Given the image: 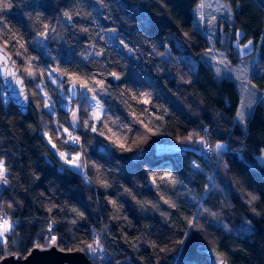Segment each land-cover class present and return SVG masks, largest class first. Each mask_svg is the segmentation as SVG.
<instances>
[{
  "label": "trees",
  "instance_id": "1",
  "mask_svg": "<svg viewBox=\"0 0 264 264\" xmlns=\"http://www.w3.org/2000/svg\"><path fill=\"white\" fill-rule=\"evenodd\" d=\"M200 1L7 0L0 42L17 62L29 105L21 115L0 84V161L9 183L0 216L15 223L0 259L25 257L55 235L64 250L99 242L101 253L87 256L93 264H207L200 244L228 264H264V164L256 158L264 106L258 102L245 124L236 120L235 84L218 79L203 56ZM223 1L233 30L255 41L263 73L252 79L264 91V0ZM230 58L239 61L236 52ZM66 81L80 91L74 130ZM65 129L78 134L76 145ZM174 143L192 146L156 155L157 145ZM60 152L78 156L81 167Z\"/></svg>",
  "mask_w": 264,
  "mask_h": 264
},
{
  "label": "rangeland",
  "instance_id": "2",
  "mask_svg": "<svg viewBox=\"0 0 264 264\" xmlns=\"http://www.w3.org/2000/svg\"><path fill=\"white\" fill-rule=\"evenodd\" d=\"M196 11L197 20L199 21L201 31L204 32L206 36V41L208 42L207 48L204 52V59L211 64L214 74H216V77L218 79H229L231 80L236 87L237 93L240 97L239 102V108L237 110V113L239 111H242L244 113V119L241 121V123H245L246 118H248V115L252 112L254 107L258 102L263 104L264 106V91L258 90V87H256V83L252 78L260 77L263 73V69L259 68L257 61H256V54L254 56L245 58V60H235V63H232L230 60L229 53L226 52L225 48L227 46H230L231 41L230 37L233 36L234 30H233V11L229 8L227 3L223 0H201ZM220 39V42L222 45H224L222 48L216 46V40ZM237 56V54H236ZM169 55L165 53L163 55L164 59H168ZM219 69V73L217 70ZM57 81V80H55ZM69 100V98H68ZM65 109L69 113V120L68 124L74 130L79 124H78V117H77V108L78 103L73 104L70 101H67L64 105ZM236 113V120L239 119ZM73 114H75V119ZM73 124L76 126L73 127ZM66 134H68V131H65ZM195 137H191L190 143L194 145L195 141L197 140ZM203 140H199V143L201 146L205 144L206 137L203 138ZM186 146H192L189 144H183V143H174L172 145H157L156 147V155L160 156L164 153H171L174 151H181L185 149L183 147ZM224 145V144H220ZM210 146V145H209ZM208 146V147H209ZM206 147L203 149L205 151V154L211 153V150ZM201 154L203 151L200 148ZM204 154V153H203ZM212 157L216 160L220 159V156H213ZM211 157V158H212ZM258 163L264 164V151L260 152L256 156ZM4 179L5 178V171H4ZM9 183L4 184L2 181H0V193L3 191L6 187H8ZM8 220L9 224L12 225V228L14 227L15 223L10 218H5ZM3 219L0 224L3 223L5 220ZM10 232V231H9ZM8 232V233H9ZM7 233V234H8ZM48 243V242H47ZM49 245V244H48ZM56 245V244H55ZM93 247H97L98 250L95 254H89L87 251H84L86 255L89 258H93V256L100 254V244L99 242L92 243ZM86 248V247H85ZM84 248V249H85Z\"/></svg>",
  "mask_w": 264,
  "mask_h": 264
},
{
  "label": "water",
  "instance_id": "3",
  "mask_svg": "<svg viewBox=\"0 0 264 264\" xmlns=\"http://www.w3.org/2000/svg\"><path fill=\"white\" fill-rule=\"evenodd\" d=\"M242 32L243 35L236 36L237 32ZM248 41H252V44L247 50L243 49V45ZM230 48L232 52H236L237 59L245 60V58L255 55V41L252 38H246V32L240 28H236L233 33V39L231 40ZM230 51L229 56L232 55ZM243 53V54H242ZM5 59L7 65H5ZM12 73H15L13 76ZM22 83H17V81ZM0 84L4 94L7 96L9 102L16 106L20 114H27L29 94L27 92L26 85L23 81L21 73L19 71L17 62H15L11 52H9L4 45L0 42ZM63 92L69 98L70 102H75L79 99L80 91L75 82L66 81L63 84ZM22 93V94H21ZM83 249V248H82ZM211 252V260L207 255V252ZM196 252L199 256L203 257L207 264H212V261L217 258L222 259L224 264H228L226 258L220 255V252L214 247L208 244H200L196 248ZM0 264H93L87 257L84 251L80 248L71 250L59 249L57 245H49L47 247L33 248L25 257L16 254H7L0 259Z\"/></svg>",
  "mask_w": 264,
  "mask_h": 264
},
{
  "label": "snow or ice",
  "instance_id": "4",
  "mask_svg": "<svg viewBox=\"0 0 264 264\" xmlns=\"http://www.w3.org/2000/svg\"><path fill=\"white\" fill-rule=\"evenodd\" d=\"M10 7H11V4L8 3L7 0H0V10L7 9V8H10ZM242 35H243L242 32L238 31L236 33V36H237L238 39ZM251 44H252V41H248L247 44L243 45V49L247 50ZM5 65H7V60L6 59H5ZM217 72L219 73V69L217 70ZM29 74L31 75V73H29ZM12 75L14 76L15 73H12ZM113 75H115V73H113ZM117 79H119V77H117ZM17 83H22V81L18 80ZM53 83H56V81L54 80ZM44 106L46 108H50V101L46 100ZM73 116H74V119H75V114H73ZM237 116H238V118L241 121H243L244 113L242 111H239L237 113ZM75 126L76 125L73 124V127H75ZM85 126H88L87 125V121H85ZM65 131H67V129H65ZM92 131L95 132L96 128L93 127ZM49 142L51 143V141H49ZM77 142H79V137H77V138H75L73 140V143H77ZM120 146L122 148L124 147V145H120ZM55 147H56V145L53 144V148H55ZM216 148L218 150L223 149L224 145L218 144V145H216ZM59 155H60V158L65 161V163L71 164L74 169L78 170L81 167L80 164L77 162L78 159H79L78 156L77 157H73L72 160H68L66 158V154L65 153L60 152ZM0 181H2L4 184L8 183V181L6 179H4V169H3V162L2 161H0ZM255 199H256V197L252 196V200H255ZM166 203H167V201H166ZM9 207H11V205H9ZM189 225H190V227L193 225V221L192 220L189 221ZM11 228H12V225H10L8 220H6V219L3 221L2 224H0V243L6 245V243H7V233L11 230ZM48 231H49V233L52 232V224L51 223L48 226ZM57 239L58 238L55 235H50V237L48 239V244L49 245H55L57 243ZM34 247H38L39 248V247H42V246H40L39 244H35ZM97 250H98V248L97 247H93L92 245H87L85 249H81V251H87L89 254H95L97 252ZM205 252H207V250H205ZM207 255L209 256V259L211 260L212 253L211 252H207ZM220 255H222V254H220ZM212 264H224V261L222 259L217 258V260L212 261Z\"/></svg>",
  "mask_w": 264,
  "mask_h": 264
},
{
  "label": "built area",
  "instance_id": "5",
  "mask_svg": "<svg viewBox=\"0 0 264 264\" xmlns=\"http://www.w3.org/2000/svg\"><path fill=\"white\" fill-rule=\"evenodd\" d=\"M77 137H79L77 134H72V135L70 136V141H71L72 144H77V143H73V140H74L75 138H77ZM5 215H6V214L3 213V214L0 216V220L3 219V218H5Z\"/></svg>",
  "mask_w": 264,
  "mask_h": 264
},
{
  "label": "flooded vegetation",
  "instance_id": "6",
  "mask_svg": "<svg viewBox=\"0 0 264 264\" xmlns=\"http://www.w3.org/2000/svg\"><path fill=\"white\" fill-rule=\"evenodd\" d=\"M231 41V40H230Z\"/></svg>",
  "mask_w": 264,
  "mask_h": 264
}]
</instances>
